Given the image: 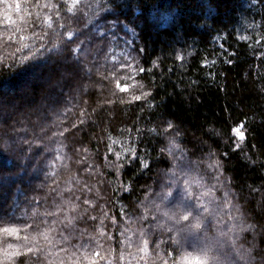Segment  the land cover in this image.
Instances as JSON below:
<instances>
[{
    "label": "trees",
    "instance_id": "1",
    "mask_svg": "<svg viewBox=\"0 0 264 264\" xmlns=\"http://www.w3.org/2000/svg\"><path fill=\"white\" fill-rule=\"evenodd\" d=\"M63 2L0 0V96L17 104L13 111L7 107L0 113V228L19 230L18 237L0 233V248L15 251L7 244L23 245L25 236L31 239L39 230L52 244L41 237V252L27 264H59L61 259L71 264L60 249L79 255L80 245L91 250L99 244L97 250L105 256L110 249L116 250V257L120 252L135 255L133 232L148 227L135 219L139 202L171 184L166 180L170 175L182 186L180 169L193 168L196 174L189 172L191 176L202 177L214 190L212 207L222 203L226 192L236 206L231 211L228 206L217 208L221 213L216 210V218H208L209 227L215 232V222L221 220L220 230L227 233L222 241L236 240L242 252L254 247L252 264H264V0H114L111 6L108 0H82L90 5L83 11H68L73 0H67V8L60 7ZM67 31L73 32L74 43L54 50L53 45L68 39ZM33 32L51 39H45L46 50L36 53L30 64L20 63L28 55L24 44L33 52L40 48ZM58 56L71 61L62 63ZM86 72L92 86L79 91ZM54 82L64 90L55 98L44 97ZM142 92L150 93L151 107L143 99L131 100ZM40 102L45 106L39 114L24 111H34ZM98 102L100 107L93 111ZM81 119L84 124L77 123ZM240 125L242 140L233 133ZM62 128L69 129L67 139L53 135ZM132 151L137 155L131 156ZM137 157L147 160L148 168ZM122 181H131L134 191H121ZM174 191L179 193V187ZM75 197H80L76 202L81 209L89 211L74 229L53 225V217L44 215L56 205L69 208L64 202ZM84 199L94 204L84 205ZM123 206L133 220L113 228L110 217L122 220ZM233 220L236 230L230 232ZM101 221L112 239L98 235ZM243 223L253 224L254 230L241 232ZM48 226L53 228L50 233ZM124 227L132 248L118 243L124 239ZM169 235L151 227L150 240L165 241L163 249ZM62 236L69 238L63 241ZM232 260L246 264L235 254ZM0 264L13 262L0 254Z\"/></svg>",
    "mask_w": 264,
    "mask_h": 264
},
{
    "label": "snow or ice",
    "instance_id": "2",
    "mask_svg": "<svg viewBox=\"0 0 264 264\" xmlns=\"http://www.w3.org/2000/svg\"><path fill=\"white\" fill-rule=\"evenodd\" d=\"M113 3L114 0H108V6H111ZM8 7H11V5H8ZM44 7L56 8L57 5L45 4ZM60 7L67 8V0H64ZM88 7H90V5L83 4L82 0H73V8H67V10L73 11L75 8L83 11L84 8ZM16 10H20L19 3L16 4ZM56 14L59 15V11H57ZM8 19L10 21L11 17ZM47 19L50 21L51 17H48ZM49 27H51V25H49ZM66 35L68 39L63 41L62 44L58 43L53 45L54 50L74 43L73 32L67 31ZM46 38L50 40L51 36L48 34L33 32V39L40 41V48H37L36 51L33 52L32 47L29 44H24L22 47L28 49V55L22 56L18 62L23 63L24 61H28L30 64L35 58L36 53L41 50H46L44 44ZM20 39L23 40L24 37L21 36ZM17 51H20V49H17ZM124 66L125 65H121V67ZM139 71L143 73L145 72V69L139 68ZM117 86H120L119 80H117ZM127 88L128 85L125 84L122 90L126 91ZM149 96V92H142L140 95H132L131 100L140 101L143 99L149 104V107H151V102L148 100ZM152 99H154V97ZM53 103H56V101H53ZM7 107L15 108L17 105L14 102L9 101L6 97L0 96V113H3ZM93 111H95V109H93ZM81 114L85 119L90 118L88 113L82 111ZM77 123L84 124L85 120H78ZM71 127L76 128L77 125L72 124ZM172 127V123L169 122L168 128L171 129ZM241 127L242 125L237 126L233 131L236 132L242 140L245 133L240 130ZM150 131L154 132L155 129H151ZM67 132H69L68 128H62V130H58L56 133H53V135H58L67 139V137H65V133ZM171 143H174V141H170V144ZM237 147H239V144H237ZM107 150L109 152L113 151L111 147H108ZM83 151H87V148L83 149ZM161 151H164V149ZM169 153L171 154V149H169ZM116 155L119 157L120 154L116 153ZM130 155L136 156L137 154L135 151H132ZM137 159L140 160V165L143 168H148L147 160L140 159L139 157H137ZM112 166L117 167L116 165ZM216 166L218 167V163ZM120 167H122V164ZM180 171L184 176L182 186L179 185L178 179L173 174L171 177V184L167 186L162 185L161 191L156 193L154 198L145 195V200L139 202L140 214L135 216V219L142 224L146 221L148 227L141 226L137 230L135 255L131 252L127 254L120 252L118 257H116L112 255L116 250L110 249L108 255L105 256L102 255L101 251L97 250L101 247L99 244L96 245L95 249L91 250L87 245H80L78 251L80 249H83V251H79V255L77 252H71L69 254L67 249H60V251L65 252L71 264H101V261H105V264H118V261H123L125 264H129L131 260H134L135 264H234L232 260L233 254L238 256L240 261H246V264H252V261L255 259L253 256L254 247L248 248L242 252L240 248L237 247V241L229 239L226 242L230 245V251L222 252L221 249L223 248L224 242H222L219 237L227 236V233L218 229L219 236H210L207 231L210 224L208 218H216L218 215V212L216 211L217 208L228 206L231 211V209L236 207L231 204L230 200H228V193H225L221 204L212 207L213 202L216 199L213 188L206 186L202 177H192L191 174L185 172L183 168H181ZM177 187H179V193L174 191ZM84 188L89 192L92 191L91 188H88L87 184L84 185ZM120 190L132 192L134 191V185L131 181H122ZM81 191H83V189ZM69 192H71V189H69ZM79 200L80 197H75V200H67L64 203L70 205L69 208H63L61 205H56L55 211H46L44 215L46 217H53V225L59 223L64 225L66 229H74L76 222L78 220H83L85 214L89 211L87 208L81 209L80 204L76 202ZM145 201L147 203H145ZM83 204L91 207L94 204V201L84 199ZM125 207L126 206H123L119 209L123 218L122 220L118 221L116 215L110 217L113 228H116L118 225H125L133 220V215L125 211ZM65 211L69 213L66 216L63 215ZM103 214L106 218L108 217L107 212H104ZM57 215L63 216V219L57 221L55 219ZM88 219L95 222L98 220V217L89 216ZM220 223H222V221L217 220V224ZM230 223L231 227L229 228V231L236 230L234 220L230 221ZM45 224H47V221H45ZM153 225L170 234L168 237L170 242L167 243L166 249L162 248L166 243L165 241L150 240L151 227ZM25 227L28 228L29 226L25 225ZM254 227L253 224L243 223L240 231L242 232L244 229L254 230ZM46 231L50 233L53 231V228L48 226ZM97 232L100 237L107 235L109 239L113 238L112 234L107 231V226L103 224V221H101L99 227H97ZM128 232L129 229L124 227L120 232V235L123 236L124 239L123 241H118V243L126 244L128 248H132L134 245L126 235ZM0 233H3L5 236H19V230L15 226H5L0 228ZM41 237L47 241L48 244H52V240L49 239L47 235L37 230L36 234L33 235L31 239H29L28 236L24 237V240L27 243L23 245H13L12 243L7 244L8 249L16 248L15 251L8 252L5 249L0 248V254H3L9 260H12L13 264H17V261H19V264H27V262L31 261L33 257H36L37 254L41 252V248L38 246ZM68 238V236H62L63 241H67ZM150 243L154 245L152 250L149 249ZM261 259L264 260V257H261ZM49 264H52V262L49 261ZM59 264H64V260L61 259Z\"/></svg>",
    "mask_w": 264,
    "mask_h": 264
},
{
    "label": "rangeland",
    "instance_id": "3",
    "mask_svg": "<svg viewBox=\"0 0 264 264\" xmlns=\"http://www.w3.org/2000/svg\"><path fill=\"white\" fill-rule=\"evenodd\" d=\"M84 53H85V51H84ZM57 58H59V60L62 62V63H68L69 61H71L70 59H65V58H60L59 56L57 57ZM73 60L75 59V58H72ZM65 77V75H62V79H61V81L62 82H64L65 83V81H64V78ZM52 82V81H51ZM59 85V84H58ZM55 82L54 83H52L51 85H50V91H48V92H46L45 94H44V97L46 96V98H55L56 96H58V94L62 91V90H64V89H62V87L61 86H58ZM91 86H92V79L90 78V74L89 73H83L82 75H81V81H80V83L78 84V88L80 89L79 91H82V90H85V89H87V90H90V88H91ZM54 87V90H52V88ZM18 91H20V90H18ZM28 90L26 89L25 90V92H27ZM10 94V91L7 93V95H9ZM16 104V103H15ZM100 102H98L97 104H94L93 105V107H94V109L95 110H97L99 107H100ZM17 105V104H16ZM44 106H45V102L43 103H39V105H37V107L36 108H34L33 110L34 111H32V110H29V109H27V108H24V111L26 112V113H32L33 112V115H35L34 114V112L35 113H37V114H39L40 113V109L42 108H44ZM16 108V107H15ZM15 108H12V107H9V109H10V111H13ZM29 110V111H28ZM38 110H40V111H38ZM233 133H234V135L236 136V138L238 139V140H241V138L237 135V133L236 132H234L233 131ZM182 167H187L186 165H183ZM189 172L191 173V174H196V171L195 170H193V168L192 169H189ZM32 174H34V175H37V172L35 173V171H33V173ZM11 175V174H10ZM20 173H18V175H17V177L19 178L20 177ZM166 177H168V176H166ZM171 175L169 176V178H167L166 180L167 181H171ZM13 178H15V177H13ZM4 182V184L7 182V176L5 175L4 176V180L2 181V183ZM26 182H28V181H26ZM0 192H1V189H0ZM1 194H4V192L2 191L1 192ZM217 210V209H216ZM217 211H219V213H221V210L220 209H218ZM218 225V226H217ZM216 225V222H215V228H214V230H215V232L213 231V229L211 228V226L210 227H208V229H207V231H208V233L210 234V236H219V231H218V229L220 230V228L222 229V227H221V225L220 224H217ZM240 227H242V225L240 224ZM216 230H217V232H216ZM135 236H137L134 232H133V237H135ZM220 238V240L222 241V238L221 237H219ZM239 239V238H238ZM237 239V240H238ZM136 240H137V238H136ZM223 242V241H222ZM226 243L227 242H225V243H223V248L221 249V251L222 252H226V251H228V249H229V246L228 245H226ZM234 262V261H233ZM235 264V263H234Z\"/></svg>",
    "mask_w": 264,
    "mask_h": 264
}]
</instances>
